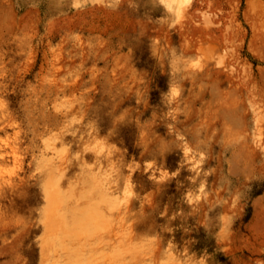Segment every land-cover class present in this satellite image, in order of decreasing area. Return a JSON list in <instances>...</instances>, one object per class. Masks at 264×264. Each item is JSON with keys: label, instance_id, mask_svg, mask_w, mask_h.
Here are the masks:
<instances>
[{"label": "rangeland", "instance_id": "1", "mask_svg": "<svg viewBox=\"0 0 264 264\" xmlns=\"http://www.w3.org/2000/svg\"><path fill=\"white\" fill-rule=\"evenodd\" d=\"M191 1L0 0V264H264V0Z\"/></svg>", "mask_w": 264, "mask_h": 264}, {"label": "bare ground", "instance_id": "2", "mask_svg": "<svg viewBox=\"0 0 264 264\" xmlns=\"http://www.w3.org/2000/svg\"><path fill=\"white\" fill-rule=\"evenodd\" d=\"M168 5H171L172 3H180L181 1H183V0H164ZM185 1V0H184ZM187 1H191V0H187ZM192 2V1H191ZM186 4V3H185ZM182 5H184V4H182ZM203 12V11H202ZM205 13H203V15H204ZM205 17L206 18H208L207 17V15H205ZM210 18V17H209ZM208 21L207 22H209L210 20L209 19H207ZM211 22V21H210ZM209 22V24H211ZM213 23V22H212ZM224 53H225V51H224ZM226 54V53H225ZM220 57V56H219ZM223 56H221V58H222ZM207 62V61H206ZM221 62V61H220ZM216 64H214V66H215ZM219 65V64H218ZM211 67V66H210ZM216 67V66H215ZM227 67V66H226ZM230 67V66H229ZM202 68V67H201ZM212 68V67H211ZM225 68V67H224ZM230 71V70H229ZM206 77H207V75H206ZM238 87V86H237ZM236 87V88H237ZM233 88V87H232ZM231 89V88H230ZM233 89H235V88H233ZM228 92H230L229 90L227 91V93ZM231 92H233V93H231V94H234V91H231ZM236 94H234V96H235ZM233 96V95H232ZM232 96H229V94H228V97H232ZM220 97V96H219ZM238 97V95L236 96V98ZM218 102H219V100H218ZM233 104H235V102L233 103ZM239 106V105H238ZM237 106V107H238ZM236 106H235V108L233 107L232 109H230L231 111L233 110V112L235 111V109L237 108ZM238 109V108H237ZM237 112V111H236ZM235 113V112H234ZM233 114V113H232Z\"/></svg>", "mask_w": 264, "mask_h": 264}]
</instances>
